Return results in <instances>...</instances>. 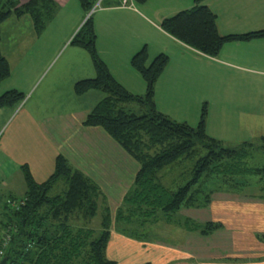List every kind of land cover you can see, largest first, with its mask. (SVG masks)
I'll return each mask as SVG.
<instances>
[{"label": "crops", "instance_id": "0c3cea01", "mask_svg": "<svg viewBox=\"0 0 264 264\" xmlns=\"http://www.w3.org/2000/svg\"><path fill=\"white\" fill-rule=\"evenodd\" d=\"M18 1L24 4L29 0ZM56 1L59 14L41 34L35 32L28 15H14L16 20L12 15L6 20L9 26L15 22L25 27L34 39L25 48L21 47L23 41L18 40L20 50L31 55L17 62L11 75L0 83V96L12 90L26 96L21 104L0 109V117L4 118L0 175L11 186L15 182L24 196L22 166L28 165L36 182L43 183L54 173L57 156L64 155L101 187L107 201L118 197V206L132 187L139 165L102 129L83 125L102 97L99 91L84 95L74 91L77 81L96 77L88 52L71 44L84 23L85 11L79 0ZM133 4L134 7H123L120 0H100V9L93 14L98 54L119 83L133 94H146V82L131 65L132 58L146 47L148 65L158 53L169 57L155 86L160 112L169 110L164 101L170 102L173 96L187 102L194 99L195 114L200 116L203 106H207L209 130L217 125L221 132L241 134L242 138L264 132V113L260 110L264 109V38L230 41L216 57H209L161 28L164 19L191 9L194 0H147L136 3L137 8ZM205 4L217 15L221 35L264 29V0H207ZM17 27L15 31L21 37L23 32ZM57 52H63V59L53 62ZM48 56L52 60H47ZM62 88L64 92H59ZM65 92L70 100L67 106L56 97ZM87 98H92L91 103L85 102ZM78 101L80 104L73 105ZM60 104L66 107L60 108ZM199 120L200 117L191 123L192 127ZM225 139L219 141L224 143ZM255 165L264 167V154ZM262 175L236 176L238 184L232 185L218 180L211 184L214 194L208 207L184 209L183 215L201 223H221L215 233L193 235L184 230L187 235L180 240L169 238L168 242L150 235L141 240L128 238L114 228L109 259L116 264H138V256H146L148 261L143 264H264ZM171 177L178 181L177 175ZM254 178L258 180L253 181ZM163 223L152 228L158 231Z\"/></svg>", "mask_w": 264, "mask_h": 264}, {"label": "trees", "instance_id": "16d2710c", "mask_svg": "<svg viewBox=\"0 0 264 264\" xmlns=\"http://www.w3.org/2000/svg\"><path fill=\"white\" fill-rule=\"evenodd\" d=\"M79 1L85 13L90 14L100 0ZM132 1L143 4L147 0ZM206 1L194 0L191 9L164 19L161 28L209 57H216L230 41L264 38V29L221 35L218 17ZM55 7V0H29L24 4L0 0V83L11 75L10 63L2 54V24L12 15H29L35 32L41 34L54 18ZM93 16L85 18L71 40L72 45L88 52L96 72L94 78L77 81L75 93L104 94L83 125L102 129L138 163L139 170L113 213L101 187L64 155L57 156L54 173L43 183L36 182L29 166L23 165L25 194L21 203H17L18 208L7 207L6 223L0 222V249L7 230L12 237L0 263L8 258L7 264H116L108 257L114 228L128 238H148L149 230L159 221L178 226L182 210L208 207L214 194L211 184L218 180L232 185L238 184L236 176H263L264 167L255 164L264 154V137L260 145L245 142L226 147L206 132V105L196 127L176 122L157 109L155 86L168 65L167 55H158L148 65V51L144 47L132 58V67L146 82L145 95L133 94L119 83L98 54ZM25 98L24 93L8 91L0 96V109L21 104ZM125 104L131 107L125 109ZM195 154L200 156L195 159ZM175 165L188 166L186 171L178 170V181L167 176L168 169ZM187 174L191 176L188 181ZM56 187L59 189L53 191ZM12 201L9 199L8 204H13ZM103 204L104 214L97 230L92 222ZM187 225L202 235H210L222 227L219 222H187Z\"/></svg>", "mask_w": 264, "mask_h": 264}, {"label": "rangeland", "instance_id": "374dc122", "mask_svg": "<svg viewBox=\"0 0 264 264\" xmlns=\"http://www.w3.org/2000/svg\"><path fill=\"white\" fill-rule=\"evenodd\" d=\"M135 6L137 8L136 2H135ZM95 7H96L95 11L92 14H95L100 9V7L97 4H96ZM55 8L57 10L55 9L53 12L55 14L54 17L56 18L58 16L59 10H60V5H59V2H57V1H56V7ZM89 16H90V14L85 13L84 19L86 17H89ZM11 18L16 20V17L14 15ZM28 18H30V20H31V17L29 15H28ZM7 22L5 21L3 23V25H2V28H4L6 26L4 28V30H3V38L2 39H4V40L2 42V47H3L2 54L9 61L10 66H11V71H12V67L15 66L17 62L26 60L27 56L31 55V53L22 52L20 50V48L21 47L25 48L28 45V41H31L34 38H33V36L28 35V32L26 31L25 27H23V26H21L19 24L17 25L15 22L11 23V25L9 26ZM17 26H20L21 28H19V29H21V31L23 32V35L21 37H18V35H17L16 31H15V30L18 29ZM19 39H21L23 41L21 47H19L20 45L18 46V40ZM23 43H25V44H23ZM151 49H153V45L152 44H151ZM62 53H58L57 52V56L54 58L53 62H56V60H59V59H63L61 57ZM157 55H159V53ZM47 60H52V59L48 56ZM168 62H169V60H168ZM45 75L39 81L40 83L44 79ZM60 91L64 92V88L60 89L59 92ZM66 92L62 93L61 96H56V97L59 100H61L67 106V105H69V101L70 100L68 98H66ZM99 93L102 94V97H104V94L102 92H99ZM102 97L100 99H102ZM76 98H78V97H76ZM91 99L92 98H87V99H85L86 100L85 102L86 103H91ZM75 100H79V99H75ZM98 101H100V100H98ZM185 101H182L181 98L175 97V96H173V99L170 102H169V100L164 101V103L166 104L167 108L169 109V110L165 109L164 113L168 117H170V119H172V120H174L176 122L189 123V125L192 126L191 123H195L196 119L198 117H200L201 115L199 116V114H195L194 113V109H196V104H195L194 99L190 100V102H187V101L185 102ZM79 102H81V101H78V103H73V105L80 104ZM50 104H52V102H50ZM65 105L60 104V108L66 107ZM124 107H125V109H127V108H130L131 105L125 104ZM260 110L264 113V109L263 108H260ZM262 118L263 117L261 116L260 119H262ZM3 119H4L3 117H0V137L3 134V132H4L3 128H1ZM216 127H218V126L214 125L209 130V129H207L208 128V126H207L206 127V132L209 135V131H210V135L209 136L212 137V138H216L218 140H221L222 138H227V139H225V142L223 143L226 147H236L237 144L242 143V141L243 142L254 143L256 145H260V142H261L260 139L262 138V136H264V132H260V133H255V134H245L246 138H242L241 134H237V133H223ZM248 139H249V141H247ZM199 156L200 155L195 154V155H193V158L197 159V157H199ZM190 162H191V160H189L187 162V164L190 163ZM178 170H185L186 171V170H188V166L187 167H183V166L179 167V166L175 165V167H171L170 169H168L167 176L171 177L172 174L178 175ZM186 177H187V181H188L189 178H191V176H189L188 174L186 175ZM255 180H258V178H254L253 179V181H255ZM256 188L257 189L260 188V190L262 189L261 186H256ZM57 189H59V187H56L53 191H56ZM124 189H125V187H124ZM20 191L21 190L18 189V186H17V184L15 182H14V186H11L9 184V182L3 176L0 175V222L1 221L5 222V218H6L5 214L8 212L7 207L8 208H12V207H14L13 206L14 203L15 204H17V203L20 204L21 203V200L23 198V194H20L21 193ZM117 198L118 197L108 198V201H111V202H107V205L110 207V209H111V211L113 213H115L117 207L120 205V204H118V206H116L117 202L119 203V199H117ZM9 199L13 200L12 201L13 204H8V200ZM102 206L103 207L100 208L99 215L92 222L93 228H95L97 230H100V222H101V219H102V214H104L103 210L105 208V205L103 204ZM193 209H199V208H193ZM183 212H184V210L181 211V213H180V222H181L180 225L176 226L175 224H172V223L169 224L167 222L163 223V221L162 222L159 221V222L163 223V224H161L162 228H160L158 231L157 230L155 231V229H153V228H151V230L148 229L150 231V234H149L150 237L152 239H157V238H160V237L161 238H165L169 242V241H171V240H169V238H173V239L175 238L176 240H180L183 237V235H187L184 230L189 232V234L191 233L193 235L201 234L198 230L191 229L187 225V222H189V223L197 222L199 224H205V223H201V222H199V220L198 221H197V219L195 220V218L193 219L191 217L185 216V215H183ZM164 220L167 221L166 219H164ZM215 223H217V222H215ZM145 231L146 230L141 231V229H139V232L147 234V232H145ZM113 233H115L114 230H113ZM135 261H138V264H143V263L147 262L148 260H147L146 256H143V257H141V256L139 257L138 256Z\"/></svg>", "mask_w": 264, "mask_h": 264}, {"label": "built area", "instance_id": "2783aa9c", "mask_svg": "<svg viewBox=\"0 0 264 264\" xmlns=\"http://www.w3.org/2000/svg\"><path fill=\"white\" fill-rule=\"evenodd\" d=\"M121 1V5L123 7H134L133 1L132 0H120ZM98 5V3H97ZM96 8V7H95ZM95 8L93 9V12L95 11ZM13 206L15 208H18V204H13ZM11 233L9 232V230H7V232L4 234V237L2 239V249H0V259L4 256L5 254V250L8 247L10 241H11Z\"/></svg>", "mask_w": 264, "mask_h": 264}, {"label": "water", "instance_id": "95a60500", "mask_svg": "<svg viewBox=\"0 0 264 264\" xmlns=\"http://www.w3.org/2000/svg\"><path fill=\"white\" fill-rule=\"evenodd\" d=\"M92 13H94L93 10L91 11L90 14H92ZM7 262H8V258H4L0 264H7Z\"/></svg>", "mask_w": 264, "mask_h": 264}]
</instances>
